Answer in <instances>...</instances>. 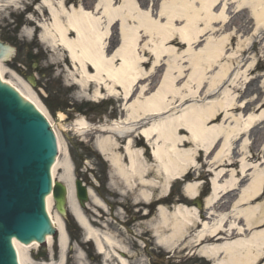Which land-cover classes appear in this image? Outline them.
<instances>
[{
    "label": "bare ground",
    "instance_id": "obj_1",
    "mask_svg": "<svg viewBox=\"0 0 264 264\" xmlns=\"http://www.w3.org/2000/svg\"><path fill=\"white\" fill-rule=\"evenodd\" d=\"M25 1L0 0V11ZM66 2L43 0L45 7L36 8H43L49 17L40 24V41L51 49L56 65L63 68L67 80L78 87L83 97L91 101L117 96L126 100L119 120L94 128L79 117L71 129L84 141L95 139V149L112 167V180L123 185L121 190L116 188V194L126 196L139 188V195H133V203L139 206L151 203L155 191L160 190L157 198L161 205L149 228L166 246L194 231L191 243L199 244V253L211 259L212 264H264V206L246 209V204L261 195L264 171L246 188V144L239 150L246 132L263 122L264 113L247 124L246 120H235L232 126H209L218 121L220 111L226 113V123L231 119L227 118L229 110H250L256 104L238 101L235 91L242 88L243 81L246 84V68L236 72L233 61L246 45L245 32L250 26L253 36L264 31V0H97L94 8L80 5L71 9ZM246 12V21L235 25L239 30L234 36L242 33L237 49L228 55L226 50L233 37L222 29L231 27L234 15ZM33 31L23 29L29 37ZM177 40L185 44L182 52L173 45ZM226 58L230 59L227 64H221ZM2 63L1 81L34 104L54 129L47 110L30 87L15 74H11L15 82L6 80ZM237 104L240 107H235ZM59 119L65 120V115L60 113ZM236 141L237 156L233 149ZM58 145L61 151L60 141ZM201 154L207 158L198 166L195 158ZM59 165L58 158L51 174L53 182L69 187L68 211L87 239L101 253L104 246L121 248L115 238L95 227L96 220L88 221L80 212L72 169L65 160L63 173L57 179ZM208 166V171H202ZM224 166H237L239 170H218ZM188 171L212 174L205 213L181 204L162 205L172 183ZM200 188V182L189 183L184 194L194 199ZM88 189L91 203L106 209ZM234 190L239 192L236 198L224 197ZM54 208L51 195L46 209L53 227L58 228L60 258L57 263L47 264H64L67 239L63 217ZM52 241V237L47 238L46 245L51 247ZM38 247L14 240L19 264H36L30 253ZM122 264L127 263L122 260Z\"/></svg>",
    "mask_w": 264,
    "mask_h": 264
},
{
    "label": "rangeland",
    "instance_id": "obj_2",
    "mask_svg": "<svg viewBox=\"0 0 264 264\" xmlns=\"http://www.w3.org/2000/svg\"><path fill=\"white\" fill-rule=\"evenodd\" d=\"M32 1L33 0H26L24 3L19 4L18 7L9 5L5 9L0 11V40L13 46L17 52V56L15 55V57L13 56L6 62L2 63V67L4 68V76L6 80L15 82L11 74L22 77L20 75V70H22V73L28 72L26 69L19 68L23 67V64L31 67L33 64H37V61L44 59V66L48 67L51 66V64L54 65L55 69L51 72H44L45 76H37V88L40 89V92L36 89L33 92L35 93V99L38 100V102L41 101L42 105L46 106L47 104L49 108H51L50 110L46 106L47 113L50 116L54 129L56 130V133L58 135L56 136L57 140L59 139L58 141H60L61 143V151H59L60 165L55 171V177L58 179V177L63 173L62 163L66 160L72 169V175H75L76 178L81 179L85 185H87L94 191L97 197L108 201L111 204H115L116 202H121L124 205L130 204L132 203L133 195H139V188L135 189L134 192L130 191L129 195L126 196H119L118 194H116L117 189L121 190L123 185L121 184V181L112 180V177L114 176L112 167H110L108 163H105L103 158L96 151L94 145L95 139L84 141L82 137L78 136L74 131L71 130L74 126L75 121L79 119V117H83L85 121H87V123L94 128H97L101 125H109L113 121L119 120V118L121 117V110L124 107L126 100H123L122 97H115L112 99H108L107 101H105L106 103H102L100 105L90 103L89 105H95L97 107L92 108L93 111L89 110L88 112H83L81 110L86 107L85 104L87 103V97H83V93H81L77 87L73 88L71 86L72 83L67 80V74L63 72V68H59L56 65L54 59L55 57L53 55L54 53L50 52L51 49L48 48L47 45H42L45 49V52H47L48 54V58L44 56L45 58L43 57L42 59L38 60L29 57L31 53H36V51H34L35 46H38L39 52H42L41 45L32 43L34 42L32 39L34 34L29 37L23 33V29L27 27L32 31L34 30V26L29 24L30 19L34 21L37 20V16L35 14H26L29 8L27 5H31ZM26 2L28 3L25 4ZM248 13L250 17L254 19V16L251 14V12ZM247 15V12L239 15H234L233 18H231V27H226L225 29L227 30L225 31L224 29H222V32L231 34L233 37L232 41L228 43V47L226 50L228 55H230L232 52H235L240 39L239 37L242 34L240 33L239 36H234L239 30L235 27V25L241 22L244 23V21H246ZM14 17L16 18L14 19ZM19 21L22 22L21 25L23 26L17 33H14V25ZM33 33H35V31H33ZM253 33L254 30L250 26L249 30L245 32L246 45H243V48L238 51L239 53L236 56L238 58L234 59L233 67L235 68L236 72L238 70L240 71L241 69L244 70V68H246V84L245 81H243L244 84L242 88H239L235 91V94L239 96L238 101H242L241 104L246 103V105L249 102H256V104L250 110H243L241 108H239L238 111L229 110L227 118L231 117V119H229L226 123H223V120L226 117V113L220 111V117L218 121L211 123L209 126L227 127L235 120H246L247 124L250 119L257 118L264 113V106L262 107V103L264 102V31H260V33L254 36ZM248 41L250 42V44H248ZM31 44L34 46H32ZM45 52L43 53L47 55ZM229 60L230 59L226 58L221 62V64H227V61ZM243 64H246V67H242ZM64 65H67V62ZM216 71L219 70L217 69ZM243 80H245V78ZM42 85H46V87H43ZM227 86L228 85H226L225 87ZM259 97L260 100L257 101ZM77 104L81 108L77 107ZM235 107L240 106L237 104ZM78 110L81 112H79ZM59 111L63 112V114L65 115V120L61 121L59 119ZM81 113H85L88 116L85 117ZM262 121L263 122L254 125L251 130L246 132V135L242 139V142L240 141L239 150L242 149V146H244L243 144H246V171L249 175L248 180H246V188L252 186L256 181L257 175L264 171V120ZM232 124H234V122ZM232 124H230V126H232ZM182 135L185 136V134ZM237 144L239 145L238 141L234 142L233 145L234 153H236V156L239 152V150L236 149ZM187 147V149H190L191 145H188ZM257 155L259 156L257 159H252V156ZM206 158L207 157L204 154H201L199 157L196 156L195 159L198 166H201L203 162L206 161ZM208 168L209 166L202 171H208ZM223 168L226 171L231 169H234L236 171L239 170V167L237 166H224L220 167L218 170ZM200 174L201 177H199ZM198 179H200V182L202 183L200 192L203 191L205 195H208L210 192V182L212 179V174L210 176H203L202 172L199 173L197 171H191L190 175L186 179V182L178 181L172 184L170 194L167 197V199H169V202L168 204L164 205L170 207L181 203L177 200L185 198L184 195L181 194L182 187H184L185 183L193 184L195 182H198ZM159 194L160 190H156L155 197L152 202H155V200L158 199L157 197H159ZM237 195H239V192L237 190H234L224 195V197L226 199H233L236 198ZM263 206L264 183L260 197L257 200L246 204V209L251 207L260 208ZM88 207L91 217L95 218V213L100 214L101 221L98 222L102 225L105 221H107L109 223L107 229L114 228V233H117L116 229L119 228V225L118 223L117 225L116 223H113L114 219L111 220L110 216H108L109 212L108 214L102 213L92 203H89ZM124 207L126 209L115 210L113 212L112 215L115 218H117L118 214L119 218L117 220L125 219L127 217L126 213L128 212L129 207L128 205ZM129 214H133V217H138L136 213L132 212ZM150 219L145 220L146 223L149 222ZM71 220H73L72 216ZM147 226V224H143L140 225L139 228H147ZM53 243L55 252H58L56 238H54ZM77 248L78 247H76V249ZM44 250V247L41 249L33 248L31 250V255L36 258V263L40 264L43 262H49V255H47ZM76 255H78L77 252ZM55 260L57 261L56 258Z\"/></svg>",
    "mask_w": 264,
    "mask_h": 264
},
{
    "label": "water",
    "instance_id": "obj_3",
    "mask_svg": "<svg viewBox=\"0 0 264 264\" xmlns=\"http://www.w3.org/2000/svg\"><path fill=\"white\" fill-rule=\"evenodd\" d=\"M8 51L0 42V62L12 55ZM56 156L57 143L48 122L32 104L0 81V264H18L13 238L32 246L43 244L46 236L51 238L55 230L58 232L46 212L52 193L50 169L52 174L60 152L54 163ZM75 186L84 207L87 190L79 180ZM53 198L58 213L65 215V204H70L69 187L56 183ZM68 218L71 220L69 213Z\"/></svg>",
    "mask_w": 264,
    "mask_h": 264
},
{
    "label": "flooded vegetation",
    "instance_id": "obj_4",
    "mask_svg": "<svg viewBox=\"0 0 264 264\" xmlns=\"http://www.w3.org/2000/svg\"><path fill=\"white\" fill-rule=\"evenodd\" d=\"M42 2L43 0H34V8L41 7ZM96 3L97 0H67L66 7L70 9L82 5L86 8H94ZM40 13L45 20L47 17L45 11L41 10ZM30 71L42 73L46 70L33 67ZM113 223L117 225V221ZM65 224L70 247L66 264H122V260L127 264H212L211 259L199 253L201 246L191 243L193 231L186 234L183 239H176L175 244L166 246L159 242L160 239L158 240L152 229L139 228L142 222H139L138 218L127 217L126 220L118 222L117 233H114V228L103 230L105 233L110 232L121 244V248H116L110 256L104 258L96 252L91 242L84 241L83 233L75 228L74 223L65 219ZM106 225L109 226V223L106 222ZM76 247L82 249L84 254L82 262L78 260Z\"/></svg>",
    "mask_w": 264,
    "mask_h": 264
}]
</instances>
